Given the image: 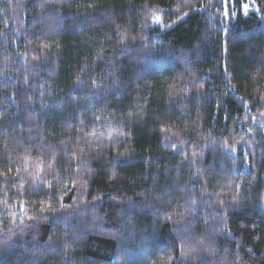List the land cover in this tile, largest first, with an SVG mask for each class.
<instances>
[{"label": "trees", "instance_id": "1", "mask_svg": "<svg viewBox=\"0 0 264 264\" xmlns=\"http://www.w3.org/2000/svg\"><path fill=\"white\" fill-rule=\"evenodd\" d=\"M247 1L0 0V264H264Z\"/></svg>", "mask_w": 264, "mask_h": 264}, {"label": "snow or ice", "instance_id": "2", "mask_svg": "<svg viewBox=\"0 0 264 264\" xmlns=\"http://www.w3.org/2000/svg\"><path fill=\"white\" fill-rule=\"evenodd\" d=\"M225 3L227 4L228 0H225ZM240 7L244 10L245 15H247V10L250 7V3H243L240 5ZM224 15L226 18L228 17L235 18L237 13L233 12L230 7L226 6L224 10ZM154 22L159 23V17H156ZM233 151H235V149H233Z\"/></svg>", "mask_w": 264, "mask_h": 264}, {"label": "rangeland", "instance_id": "3", "mask_svg": "<svg viewBox=\"0 0 264 264\" xmlns=\"http://www.w3.org/2000/svg\"><path fill=\"white\" fill-rule=\"evenodd\" d=\"M247 3H250V7L247 10V14H249L250 12H256L254 4H252V2L250 0H248ZM243 13L245 14L244 10H243ZM154 23H156V22H154ZM160 24H161V21L159 20V23H156V25H160Z\"/></svg>", "mask_w": 264, "mask_h": 264}]
</instances>
